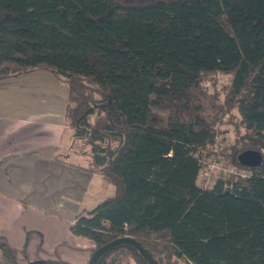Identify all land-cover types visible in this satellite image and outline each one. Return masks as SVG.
<instances>
[{"label":"trees","instance_id":"1","mask_svg":"<svg viewBox=\"0 0 264 264\" xmlns=\"http://www.w3.org/2000/svg\"><path fill=\"white\" fill-rule=\"evenodd\" d=\"M35 69L67 85L73 147L115 188L70 225L92 252L129 237L158 264H264V0H0V83ZM218 124L250 175L206 187ZM131 261L150 264L119 242L95 264ZM0 264L73 263L1 239Z\"/></svg>","mask_w":264,"mask_h":264},{"label":"crops","instance_id":"2","mask_svg":"<svg viewBox=\"0 0 264 264\" xmlns=\"http://www.w3.org/2000/svg\"><path fill=\"white\" fill-rule=\"evenodd\" d=\"M4 104H0V240L25 261L87 264L93 243L74 235L70 225L100 174L87 170L91 157L73 147L65 103L30 110L24 103L17 108Z\"/></svg>","mask_w":264,"mask_h":264},{"label":"rangeland","instance_id":"3","mask_svg":"<svg viewBox=\"0 0 264 264\" xmlns=\"http://www.w3.org/2000/svg\"><path fill=\"white\" fill-rule=\"evenodd\" d=\"M226 81L227 77L217 76V81ZM207 90L212 91V80H208ZM67 85L62 82L61 78L54 76L43 69H35L28 73H23L20 76L14 78H8L0 83V104L5 106L4 103L9 102L7 106L20 107L22 103L28 105V110L37 108L39 106L51 107L56 103L63 101L66 98ZM24 101V102H23ZM13 103V104H11ZM19 104V105H18ZM10 107V108H11ZM218 129L223 131L219 132L216 136L214 149L216 150V156L209 157L203 161V167L200 173V182L202 186H210L211 183L217 178L221 177L226 179L229 176H237L242 171L234 168L230 164L226 156L223 153H228L225 149V144L231 142L234 132L229 124H218ZM223 136L225 139H223ZM263 152V150H262ZM225 154V155H226ZM79 162H83L79 159ZM94 184L90 185L85 194V201L79 205L77 212L94 208L102 199L111 196L115 192V188L112 184L103 181L100 175H97ZM98 178V179H97ZM199 182V181H198ZM207 183V184H206ZM130 264H135L133 261Z\"/></svg>","mask_w":264,"mask_h":264},{"label":"water","instance_id":"4","mask_svg":"<svg viewBox=\"0 0 264 264\" xmlns=\"http://www.w3.org/2000/svg\"><path fill=\"white\" fill-rule=\"evenodd\" d=\"M237 159L240 162V164L244 166L253 167L261 163L262 156L259 151L247 149V150L240 152L237 156ZM119 242L131 243L138 249L142 257L146 259L150 264H158V262L152 259L151 256L134 239L129 238V237H121V238L114 239L111 242L95 249L91 253L87 264H95V261L103 252H105L112 245L119 243Z\"/></svg>","mask_w":264,"mask_h":264},{"label":"built area","instance_id":"5","mask_svg":"<svg viewBox=\"0 0 264 264\" xmlns=\"http://www.w3.org/2000/svg\"><path fill=\"white\" fill-rule=\"evenodd\" d=\"M262 151V150H261ZM250 175V172L247 170H243L242 173H238L237 176L238 177H248ZM207 184V183H206Z\"/></svg>","mask_w":264,"mask_h":264}]
</instances>
